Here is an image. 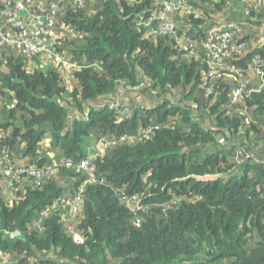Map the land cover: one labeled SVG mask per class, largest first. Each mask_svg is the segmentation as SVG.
I'll use <instances>...</instances> for the list:
<instances>
[{
  "label": "trees",
  "instance_id": "obj_1",
  "mask_svg": "<svg viewBox=\"0 0 264 264\" xmlns=\"http://www.w3.org/2000/svg\"><path fill=\"white\" fill-rule=\"evenodd\" d=\"M185 2L192 8L168 18L176 36L140 24L160 9L155 0L61 5L42 35L53 52L47 67L0 46V157L17 170L55 166L40 186L28 177L10 187L0 174V264H235L234 255H207L236 240L248 254L261 248L264 44L253 41L264 5L247 14L239 0ZM238 17L249 29L231 35L232 53L212 74L198 42L218 18L239 26ZM255 69L262 76L250 77ZM247 77L253 92L233 102ZM148 97L161 102L141 106ZM102 138L111 144L101 152ZM206 175L219 177H195ZM81 187L74 228L84 243L63 222L68 209L51 208Z\"/></svg>",
  "mask_w": 264,
  "mask_h": 264
},
{
  "label": "built area",
  "instance_id": "obj_2",
  "mask_svg": "<svg viewBox=\"0 0 264 264\" xmlns=\"http://www.w3.org/2000/svg\"><path fill=\"white\" fill-rule=\"evenodd\" d=\"M43 3L41 8H33L35 0H0V46L12 47L22 54L31 57L33 55H39L43 60V67H47V58L53 54L51 50V42L43 39L42 35L48 33V28L55 25L57 16L61 5L74 4L84 6L89 0H39ZM220 1V0H219ZM244 5V12L250 13L252 10L261 8L264 5V0H239ZM155 5L159 7V10H154L148 16L146 21L141 22L147 26L150 31L159 33L165 36H176L177 28L174 22H171L168 18L175 12L182 9H191L185 0H155ZM158 20L160 26L158 28L151 27L152 22ZM32 26V29L29 28ZM13 29H18L19 32H15ZM239 29V26L235 22H229L219 27H214L209 31V38L198 42L203 47L207 48L212 58L209 61L212 69V74L219 75L217 68L222 64L225 57L232 53L229 47V41L231 35ZM182 44V45H181ZM181 49H193L195 43L191 44L181 43ZM58 63L61 62V57H56ZM32 61V59H31ZM57 63V64H58ZM30 66L35 64L29 63ZM73 66L72 64L70 65ZM254 74L256 76H262L259 69H255ZM251 77V75H250ZM250 77L242 80L237 88L232 92L233 102L242 100L246 95H249L253 90L249 89ZM143 106V105H141ZM89 115L88 111L77 116L80 119H86ZM149 130H145L147 134ZM50 139V138H48ZM124 139V137L122 138ZM110 141L105 138L101 139L98 143V150L104 151L109 145ZM264 164V162L257 160ZM90 160H83L78 165L79 169L87 170L91 176L88 182L96 181L94 175V166ZM68 165H71L68 163ZM55 166H48L44 169H33L21 167L15 169L13 166L7 164L6 157H0V174H4L8 177V185L13 186L15 179L25 181L28 177L32 178L37 186H40L43 182V177L46 174L54 173ZM198 180H209L219 177L218 175H206L195 176ZM83 187L79 189L75 194H67L62 199L52 204L51 208L61 207L68 209L67 214H64L67 220L63 221L73 233V238L78 243L86 242V238L82 236L74 225L77 220V213L82 204ZM134 210V208H133ZM139 224V221H137ZM18 232L10 233L11 237L18 235ZM0 255L3 256V252L0 250Z\"/></svg>",
  "mask_w": 264,
  "mask_h": 264
},
{
  "label": "water",
  "instance_id": "obj_3",
  "mask_svg": "<svg viewBox=\"0 0 264 264\" xmlns=\"http://www.w3.org/2000/svg\"><path fill=\"white\" fill-rule=\"evenodd\" d=\"M235 247L228 251H217L212 256L207 257L210 260H213L222 254L224 255H234L239 258L238 262L235 264H261L264 261V242H262L261 248L258 250L252 252V253H246L241 246L239 245L238 241H234Z\"/></svg>",
  "mask_w": 264,
  "mask_h": 264
},
{
  "label": "rangeland",
  "instance_id": "obj_4",
  "mask_svg": "<svg viewBox=\"0 0 264 264\" xmlns=\"http://www.w3.org/2000/svg\"><path fill=\"white\" fill-rule=\"evenodd\" d=\"M220 21V22H219ZM223 22H226L225 20H223V18H218V21H217V24L216 25H219V24H221V23H223ZM215 24V23H214ZM213 24V25H214ZM213 27V26H212ZM264 36V35H263ZM179 96H181L179 93H178V95H175V94H171L170 93V95H166V97H168L169 98V100H171L172 102H175V103H178V102H180L179 101ZM136 101V100H135ZM157 102H161V101H155V102H153V100H151V97H148V98H146V99H141L140 100V104L141 105H145V106H147L148 104H152V103H154V104H156ZM181 102H182V99H181Z\"/></svg>",
  "mask_w": 264,
  "mask_h": 264
},
{
  "label": "crops",
  "instance_id": "obj_5",
  "mask_svg": "<svg viewBox=\"0 0 264 264\" xmlns=\"http://www.w3.org/2000/svg\"><path fill=\"white\" fill-rule=\"evenodd\" d=\"M239 18V27H240V30H242L243 31V29H245V28H243L244 27V23H243V21H242V19H241V17H238ZM229 22V21H228ZM225 23L223 22V23H221V24H219V25H215V26H213V28L214 27H219V26H221V25H224ZM246 26V25H245ZM249 28H246L244 31H247ZM248 33V32H247ZM264 24L262 25V27L260 28V30H259V32H258V34H257V37H259V40L258 41H253V44L255 45L256 43H263L264 44ZM254 75V73H252L251 74V76H253Z\"/></svg>",
  "mask_w": 264,
  "mask_h": 264
}]
</instances>
